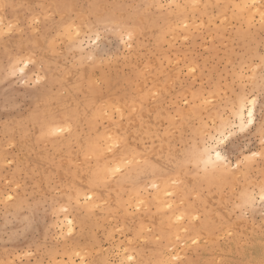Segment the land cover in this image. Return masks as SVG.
Segmentation results:
<instances>
[{
    "label": "rangeland",
    "instance_id": "rangeland-1",
    "mask_svg": "<svg viewBox=\"0 0 264 264\" xmlns=\"http://www.w3.org/2000/svg\"><path fill=\"white\" fill-rule=\"evenodd\" d=\"M262 12L264 0H0V264H257L264 213L232 209L258 198L264 161L205 176L169 154L208 117L184 107L194 93L219 86L238 107L255 91L259 115ZM97 16L128 21L131 40L94 42ZM18 54L32 62L13 67ZM232 139L234 166L254 145ZM133 151L155 174L89 183Z\"/></svg>",
    "mask_w": 264,
    "mask_h": 264
},
{
    "label": "snow or ice",
    "instance_id": "snow-or-ice-1",
    "mask_svg": "<svg viewBox=\"0 0 264 264\" xmlns=\"http://www.w3.org/2000/svg\"><path fill=\"white\" fill-rule=\"evenodd\" d=\"M193 7H197L193 4ZM245 7H255V4L245 5ZM261 23L264 24V12L260 14ZM87 26L95 27L96 32L94 33L95 41L98 42L101 39L102 33H113L122 34L127 32L128 39L131 40L132 32L129 30V22L123 19L109 16H97L93 20L86 22ZM67 31H76L77 35L78 29H74L72 25L67 26ZM9 32L12 31L11 26L8 29ZM0 35H5L6 33L0 32ZM260 64L256 66V69H252V75L249 77L250 80H256V70L259 69L260 72V109L259 115H257L256 109L258 104V96L255 91L248 95H243L239 97L238 107L237 102L232 100H226V93H221L219 86L206 94H193L192 101L187 99L184 100V107L191 108L193 112L195 111H206L208 112V117L201 121V125L194 132L189 134V139L183 141L177 145V152L172 153L170 150L169 158L177 162L178 167L185 165H195L197 170L202 169L205 176H222L229 171L233 170L238 172L242 167H246L249 162L256 159L264 161V54L260 55ZM31 57L25 58L22 55H17L13 67L19 64L27 65L31 63ZM11 63V60H10ZM23 69H21V72ZM10 75L15 76V71L11 72ZM233 84L239 80L242 87H246L244 77L246 73L243 69L239 73L233 72ZM219 96V102L209 97ZM199 100V104L196 101ZM231 104V108H229ZM211 105V107H209ZM119 111V109H117ZM246 112V115L244 113ZM239 116V123L237 124L231 116ZM226 117H228L226 119ZM213 130H215L213 132ZM243 134L246 140L253 143V147L248 148L250 155H243V153L237 155L236 164L233 166L229 160V144L236 145L237 140H233L232 137H239ZM255 141H259L258 147H255ZM122 137H116L114 144L109 147V151L112 147L122 143ZM136 153L133 151V158L124 162V164L118 165L115 168L108 170H96L92 172L89 176V183L94 186L106 185L109 180L115 177L117 174H121L122 167H127L131 169L133 166L136 167L137 171H146L148 168L153 169V174H155V166L150 163L148 159L137 160ZM243 155V159L240 156ZM87 158V154H86ZM156 187V185H153ZM7 199H12V197H7ZM88 201L93 199L92 196L86 198ZM171 208V205H168ZM259 207L260 211L264 213V182L259 186V196L255 191L252 194L245 197L241 204L234 205L233 211L238 209L241 216H247L249 212H255ZM67 211V209H63ZM181 217H177L180 220ZM71 221H69V224ZM71 229H69V232ZM179 239V237H178ZM196 241H193L195 243ZM80 255V253H76ZM128 260L131 261L132 257L129 256ZM123 264V262H121ZM257 264H264V255L257 262Z\"/></svg>",
    "mask_w": 264,
    "mask_h": 264
},
{
    "label": "bare ground",
    "instance_id": "bare-ground-1",
    "mask_svg": "<svg viewBox=\"0 0 264 264\" xmlns=\"http://www.w3.org/2000/svg\"><path fill=\"white\" fill-rule=\"evenodd\" d=\"M244 115H246V112L244 113ZM237 124L239 123V116L237 115Z\"/></svg>",
    "mask_w": 264,
    "mask_h": 264
}]
</instances>
